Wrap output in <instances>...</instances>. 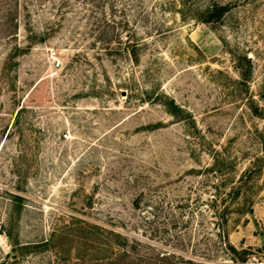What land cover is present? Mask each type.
<instances>
[{
	"label": "rangeland",
	"instance_id": "374dc122",
	"mask_svg": "<svg viewBox=\"0 0 264 264\" xmlns=\"http://www.w3.org/2000/svg\"><path fill=\"white\" fill-rule=\"evenodd\" d=\"M6 1L0 264H96L111 230L172 264H236L225 242L264 264V0ZM240 186L224 233L207 204Z\"/></svg>",
	"mask_w": 264,
	"mask_h": 264
},
{
	"label": "trees",
	"instance_id": "16d2710c",
	"mask_svg": "<svg viewBox=\"0 0 264 264\" xmlns=\"http://www.w3.org/2000/svg\"><path fill=\"white\" fill-rule=\"evenodd\" d=\"M38 1L40 4H42V2L44 0H24V4L22 6V9L24 11L27 12V14L29 15L31 10L30 7L32 4H34L33 2ZM8 2V0L6 1V3ZM11 4L13 5V8H11L12 10L15 11V13L18 15L20 14V3L21 0H11ZM108 2V0H85V5L86 7L91 8H98L101 5H106ZM232 9V5L230 4H220L217 2H214L210 8L207 10L204 18L202 19V23L205 24H210V23H219L222 21V19L231 11ZM117 41L118 43L122 44V36L121 35H117ZM129 40V38H128ZM126 49L128 51H130L129 53L131 55H135V51H134V46H132L133 50H130L129 46L126 45ZM254 113L256 115H259L258 110H254ZM241 186L238 188L233 189L228 195L233 196L232 200H230V202L228 203L227 200H211L209 204H207V209L209 212L212 213V215H214L215 218L218 219L217 225L220 228V230H222L224 233H226L227 231V225H228V218L227 215L229 214V209H230V203H233L235 201V199H237L241 193ZM197 211L201 212L203 211V209H201V206H195L193 208H191V212L193 214H195ZM102 227H100L101 229ZM103 229V228H102ZM110 231V230H109ZM109 234H113L115 237H117L119 240L121 239V242L117 243L118 247L114 248V246H112V244H108L106 242H100V247H99V252L100 256L96 262V264H143L145 262V260H148L150 262H153L154 264L159 263L161 260H169V263L172 264L175 259H176V255H172V254H166L164 256L160 257V254L157 256H140L138 254H135L134 252H132L131 250H128L127 248H125L126 242H128V240L126 239V237L121 234L120 232H116L115 230H111ZM100 234V237H102ZM8 237L11 238V234H8ZM125 242V244H124ZM46 242H42L40 244L37 245H45ZM227 248V251H230V253H234V255H237L239 258L237 259H233L234 261H236V264H249V259L248 257L245 255L246 252H239L233 245H231L228 242H225L224 244ZM29 246H34V245H26V246H22L24 248L22 249H27V247ZM135 249V248H134ZM170 253V252H168ZM136 255V256H135ZM11 258L13 259V262H17L18 261V255L16 253H14ZM189 262L191 264H206L205 262H203V260H197V259H191L189 260Z\"/></svg>",
	"mask_w": 264,
	"mask_h": 264
},
{
	"label": "built area",
	"instance_id": "2783aa9c",
	"mask_svg": "<svg viewBox=\"0 0 264 264\" xmlns=\"http://www.w3.org/2000/svg\"><path fill=\"white\" fill-rule=\"evenodd\" d=\"M61 66V61L59 59L55 62V67L59 68Z\"/></svg>",
	"mask_w": 264,
	"mask_h": 264
}]
</instances>
